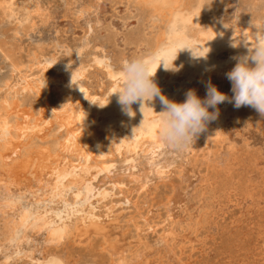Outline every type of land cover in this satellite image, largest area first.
Instances as JSON below:
<instances>
[{"label": "rangeland", "instance_id": "obj_1", "mask_svg": "<svg viewBox=\"0 0 264 264\" xmlns=\"http://www.w3.org/2000/svg\"><path fill=\"white\" fill-rule=\"evenodd\" d=\"M214 2L216 18L220 24L230 23L233 19H237L241 23L255 22L264 15V0H214ZM144 5L146 6L144 7ZM157 12L148 0H14L8 13L4 14L2 9H0V114H8L7 111L10 112L9 121L12 125V136L16 137L18 135L19 131H17L16 126L23 122L22 117H20L21 114H16V110L19 112L24 111L22 108L24 109L25 107V111L29 110L34 118L39 115V108H42L44 104L55 108L68 101V95L62 93L59 85L66 79L65 70L67 69L72 72L74 68H78L81 72L85 73L83 84L89 97L95 98L87 114V123L90 131L97 129L93 123L97 108L106 110L118 101V94L115 89L117 81L124 80L122 71L124 63L133 58H148L147 60H149L154 48L159 43L158 39L164 32L168 31V14ZM163 16L164 20H161ZM165 20L167 21L165 22ZM189 52L191 54L193 52V55L196 56L200 54L198 50ZM164 55L168 56L170 53L168 52ZM222 55H230L231 57L240 56L239 53L234 51L230 53L223 52ZM158 59H160L158 56L152 57L151 61L155 62ZM230 71L227 70L226 73ZM191 72L189 75L181 72L179 73L180 75L172 74L167 78L168 81L160 85V88L164 94L166 93V97L169 100L182 103L186 99V93L189 90H195L199 98L202 100L206 99L207 90L202 91L200 89L205 82L204 77L207 73L205 71L201 74L197 71ZM115 77L117 78L115 79ZM3 80H7L6 85L3 84ZM26 81H30V85L25 92H22L24 88L23 83ZM212 85L216 86L220 92L226 94L229 98L233 96L231 90L232 84L227 77L221 85L217 83H213ZM29 88L31 89L29 90ZM6 104L11 106L10 109L14 108V111L13 109H11L12 111L7 109ZM17 105L19 106L18 108ZM99 105L104 107H100ZM246 107L248 106L236 108L234 107V101L229 102V100H226L217 105L216 108L210 107L209 111L215 112L218 109L220 113H224L229 109L235 108L241 113L245 111ZM257 114L260 116L258 112ZM261 119L264 123V117H261ZM89 134L88 131H85L84 142L87 145L107 149V157L103 160L99 157L97 162V164L99 163L98 166L105 165L107 168L98 174L99 178L97 177L91 181L90 188H83L79 196L72 189L70 194L67 193L65 195V201H51L46 204L43 214H39V210H35V208L28 209L30 215L28 218L27 236L25 237L27 244L25 243L23 249H29V247H33V244L38 243L37 251L35 250L34 254H38L37 256L35 254V257L41 260L39 253L42 246H46L44 236L47 228L53 224L55 227H58L70 211L81 207L89 200L101 198L103 194L105 203L112 201L117 207L122 208L123 217L121 223L123 226L125 224L128 225L132 233L136 232L135 225L140 226L145 234L146 242L154 247L156 243L160 242V231H162L163 223L168 217L166 196L176 186H179L183 193L189 189L184 194L188 195L189 198L187 204L190 202L188 205L191 206L193 204L187 210L188 214L186 217L188 215L192 216L195 212L203 214V225L201 223V229H198L196 236V239L200 240L193 242L185 241L182 251L178 244L175 245L176 248L174 247L173 252L169 248L164 247L162 249L161 247L163 246H161L160 250L158 249V252H156V257L162 261V264H264V260L261 258L260 241L257 239L259 236L257 232L261 234L262 229H264V167L258 164L264 157L259 153V149H257L259 148L258 145L246 146L243 143L246 142L243 139L245 137H239L238 144L236 143V147L233 150V152H237H232L229 157L230 160L228 159L229 164L226 162L225 166L218 165L219 167L214 165L216 169L210 161L203 164L201 166V174H206V180L201 186L202 190L199 189L200 186L198 185L199 187H196V191L193 194L186 181L181 180L182 169L179 167V164V166L172 167L173 163H171L169 164L170 168L160 170L159 172L156 170V167L166 163L165 159H183L191 156V147L193 148L194 145L188 146L182 153V151L170 148L162 141L159 147L152 146L153 143L150 140L148 144L142 145L134 151L119 154L113 148V133L111 131L107 132L97 129L95 133L98 137L97 141L93 137H90ZM200 134L198 135L200 138L197 137L195 139V141L198 140V143L203 139L204 131ZM67 136V127L60 125L56 116L51 117L49 122L43 123L41 129L34 132L29 139H26L27 141L24 140V147L21 148L16 160L19 161L20 158L21 161L28 155L29 151L41 149L60 151ZM240 144L241 146L239 147ZM147 146H150V149ZM5 147L4 142L0 141V167L4 165V160L7 157H12L14 154L13 151H7ZM207 151V149L203 150L205 153ZM143 153H146V155ZM95 154L97 155L96 152ZM232 155L234 158H232ZM72 161L76 162L75 157H73ZM162 161L164 162L162 163ZM91 163L92 165L96 164L94 160ZM207 165L211 167L209 168ZM229 167L230 170H228ZM150 168H152V172ZM162 174H164V178L160 176ZM218 174L219 176H217ZM119 177L121 180L118 179ZM209 179L213 180L211 181L212 186L209 183ZM139 182H143L141 183L142 185ZM229 182L230 184H228ZM207 184H209V187ZM144 186L150 192L149 197H145L146 194L143 191L145 188L140 190ZM249 192L252 195L254 194L251 200L252 203L247 202L244 197L245 193ZM77 197H80V199H77ZM199 197L204 198L203 208L200 206ZM212 198H214L213 201L211 200ZM253 199L255 201L258 200L254 202ZM92 203L89 205L93 206ZM195 206H197L196 209ZM148 213L155 216V218L147 220L149 225L147 223L144 224L143 219ZM130 217L135 218L131 219ZM137 218L138 220H136ZM36 228L41 229L36 230ZM141 229L140 231L138 230L140 233H142ZM153 230L154 232H152ZM21 231V229H18L17 236ZM65 242L61 243V246L56 247L55 251H53L54 253H51V255L59 258L62 254L61 257L64 255L63 258H68L71 261L74 260L75 264H108L106 257L100 250L98 251L100 249L98 242H91L89 246L85 247L72 245L69 241ZM12 243L11 241L7 245L11 248ZM139 246L141 247L142 245L140 244ZM1 253L0 258L4 254ZM171 257H174L176 261H173L174 258ZM142 263L147 264L144 259Z\"/></svg>", "mask_w": 264, "mask_h": 264}, {"label": "bare ground", "instance_id": "obj_2", "mask_svg": "<svg viewBox=\"0 0 264 264\" xmlns=\"http://www.w3.org/2000/svg\"><path fill=\"white\" fill-rule=\"evenodd\" d=\"M13 2L14 0H0V9H2L4 14L8 13L11 6L13 5ZM148 2L155 8L156 11L161 13L165 12L168 14L166 15L168 16L167 20L169 29L168 31L164 32L162 36H160V41L158 39V44L154 42L157 45L156 47L154 46L155 44L153 45L155 48L152 56L149 59L151 61L152 57L157 56L158 58H160L155 62L153 61L154 63L151 61V70L154 74L151 79L154 83L157 84L159 88L161 84L168 81L167 78L172 74L180 75L179 73L181 72L189 75L192 73L191 71H197L200 74L204 71L207 73L204 77L205 82L200 89L202 91H204L205 89L207 90L209 82L211 84L217 83L218 85H221L226 80L227 70H232L237 64L239 58L249 56L251 41L254 44L252 36H254V34L258 31L253 24H264V15L263 17H261V19H257L255 22L241 23L239 20L233 19L230 23L220 24V22H218L216 18L214 0H148ZM145 6L146 5H144V7ZM164 16L161 20H164ZM167 20H165V22ZM243 34L247 37H244ZM235 42H238V46L232 47L231 45ZM181 48L185 49L180 50ZM192 50H198L200 54L198 53V56L193 55V52L192 54L191 52H189ZM231 51L239 53L240 56L231 57L230 55H222L223 52L230 53ZM165 52H169L170 55H164L167 54ZM163 62L165 63L166 68H174L165 69ZM248 62L251 67L255 66V62L251 59H249ZM79 71L80 69L78 68H74L72 72L67 69L65 70L66 79L59 85L62 93L68 95V101L63 105L60 104L61 106L52 108L47 104H44L42 108H39V115L34 118L33 114L30 113L29 110L25 111V107L24 109L22 108L23 106L21 108L24 111L19 112L18 110H16V114L20 113V117H22L23 119L22 124H18L16 126L17 131H19L16 137L12 136L11 134L12 125L9 121L10 112L7 111L8 114H0V141L4 142L7 151H13L14 153L12 157H7L6 160H4V165L0 167V253L1 251L2 253H4L0 258V264H75L73 262L74 260L71 261L68 258H63L64 255L63 257H61V253H59L61 254L59 258L51 255V253H54L53 251H55L56 247H58L65 241H69V243H72V245H76L79 247L89 246L91 242H98L100 248L98 249V251L100 250L106 257L108 264H143V259L147 262V264H162V261L156 257V252H158V249L161 246H163L161 247L162 249H164V247L167 249L169 248V250L173 252L174 247L176 248L175 245L178 244V246L180 245V250L182 251L185 241L188 240L189 242H193L200 240L196 239V236L201 223L203 225V214H201V212L200 214H197L195 212V214H193L192 216L188 215V217H186L188 214L187 210L193 204L191 206L188 205L191 202L187 204V200L189 198L188 195L184 194L185 192L189 191V189H187L183 193L179 186H176V188H174L171 193L166 196L168 217L166 216L167 219L163 223L164 225L162 231H160V242H155L156 244L154 247L153 245H149L146 242L145 234L143 233V229H141L140 226L135 225L136 232L134 233L129 230L128 225L125 224V226H123V224L121 223L123 217L122 208L117 207L112 201L105 203L103 200V194L101 198L99 197L89 200L81 207L70 211L68 215H66L65 219L61 222V224L58 225V227H55L53 224L49 228H47L46 232L44 231L46 246H42V248L40 247L41 252L39 253V256L41 257V260L35 257L36 253L34 254L35 250L37 251L38 243L33 244V247H29V249H23L26 243L25 237L27 236L28 218L30 215L28 209L31 210L32 208H35V210H39V214H43L45 208L44 206H46V204L50 203L51 201H65V195L67 193L70 194V191L72 189H74L79 196L80 191L83 190V188H90L91 181L97 178L98 174H100L101 171L107 168L105 165L98 166L99 163L97 164L99 157H101L102 160L107 157V149L105 150L98 146L95 148L87 145L84 142L85 131H88V133H90L89 136L93 137L96 141L98 140V137L96 135L99 133L98 132L95 135L97 129H102L107 132L111 131L113 133V148L117 150L119 154H123V152H130L132 150L134 151L140 146L148 144L150 140L153 141H151V143H153L152 146L159 147L161 143V139L158 134V114L163 110V105L161 104L158 97L150 101H138L132 104L131 107L133 115H128L124 111H122V106L118 103V101L106 110L97 108L96 114L93 118V123L95 124L97 129H93L90 131L88 128L89 125L87 123V114L90 111L95 98L89 97L85 85L83 84L85 73L80 71L79 75ZM116 78L117 77H115V79ZM123 83L124 80L117 81L115 90H121L123 87ZM3 84L6 85L7 80H3ZM23 84L24 88L22 92H25L27 90V87L30 85V81H26ZM31 88H29V90ZM161 92L162 94H164L162 89ZM164 95L166 96V93ZM6 107L7 109H10L11 106L9 104H6ZM18 107L19 106L17 105V108ZM11 109H13L14 111V108ZM11 109L10 111H12ZM55 116L58 118V122L60 123V125H63L64 127L66 126L68 131V136L66 137L61 150L59 149L60 151H51L49 149H41L31 152L29 151L28 155L25 156V158H23L21 161L20 158L19 161L16 160L21 151V148L24 147V140L29 139L34 132L41 129L43 123L49 122V119ZM261 117L262 116H259L257 114V111L251 106L246 107L245 111H242L241 113H239L235 108L229 109L224 113L219 112V115L215 120L208 122L206 130L203 134V139L199 143L198 140L194 141V147H191V156H184L185 158L183 159H165L167 162L165 161L166 163H163L164 161H162L163 164L157 166L156 170L159 172L160 170L170 168L171 166L169 164L171 163H173L172 167H176L179 164L180 166H178L182 169L181 180L186 181L188 187L194 194L196 191V187L199 185V189H201V186L203 185V183H205L206 180V174H201V166L203 164H206V162L208 161L213 164V167L215 169L216 167L214 165L225 166L226 162L229 164L228 159L231 156L233 150L235 149L234 147H236L235 145L240 138L245 137L243 139H245L246 142L243 143H245L246 146L258 145L259 148L257 149H259V153L261 154V156L263 155L262 157H264V123ZM79 135L81 136L79 137ZM240 146L241 144L239 145V147ZM148 147L150 149V146H147V148ZM204 149H207L208 151L205 153L203 152ZM188 151L190 152V150ZM95 152L97 153V155L95 154ZM146 153L143 154L146 155ZM73 157H75L76 162L72 161ZM112 157L114 158L113 155ZM232 158H234L233 155ZM92 159L96 164L92 165ZM145 163L147 164V162ZM258 164L264 167V158H262L260 162H258ZM152 168H150L151 172ZM228 170H230V167ZM160 176H163L164 178V174ZM217 176H219V174ZM118 179L121 180L120 177ZM167 180L169 181L168 177ZM211 181L213 180H210V184ZM141 183L140 185H142ZM228 184H230V182ZM137 185L139 184L137 183ZM208 185L209 184H207V186ZM148 186L150 187V185ZM143 188H145V190H143L146 194L145 197H149L150 192L145 186L141 187L140 190H142ZM201 195L203 196V194ZM253 195L250 192L245 193V200L247 202H251ZM77 199H80V197H77ZM213 199L214 198H212L211 200L213 201ZM253 201L256 202L255 199H253ZM91 202H93V206L89 205ZM200 202V206H202V204L204 205V198L201 197ZM196 207L197 206H195V209ZM153 217L155 218L153 214L148 213L147 216L143 218L144 224L147 223V220L149 218ZM136 220H138V218ZM18 229H21L22 231L17 236ZM40 229L41 228H36V230ZM140 229L142 233L139 232ZM152 232H154V230ZM257 233L259 235L257 239H259V246L261 247V258H263L264 260V229H262L261 234L259 232ZM11 241L13 243L11 244L10 248L7 244H9ZM140 244L142 245L141 247L139 246ZM26 247H28V245H26ZM37 255L38 254H36V256ZM161 258L163 259V257ZM174 260L175 258L173 259V261Z\"/></svg>", "mask_w": 264, "mask_h": 264}, {"label": "clouds", "instance_id": "obj_3", "mask_svg": "<svg viewBox=\"0 0 264 264\" xmlns=\"http://www.w3.org/2000/svg\"><path fill=\"white\" fill-rule=\"evenodd\" d=\"M253 25L258 31L252 36L254 44L251 41L249 56L239 58L235 67L227 73V78L232 84L231 98L209 82L207 97L204 100L196 95L195 90H189L186 100L182 103L169 100L151 79L154 76L151 70L152 62L133 58L124 63L123 87L116 92L122 111L133 115L132 104L158 97L163 105V110L158 114V134L163 143L176 151H184L193 145L198 135L206 130L208 122L215 120L219 115L218 109L210 112L209 108H216L226 100L234 101L236 108L251 106L264 117V24ZM231 46L237 47L238 42ZM249 59L255 62L254 67L249 65ZM164 68L174 67L166 68L164 63Z\"/></svg>", "mask_w": 264, "mask_h": 264}]
</instances>
